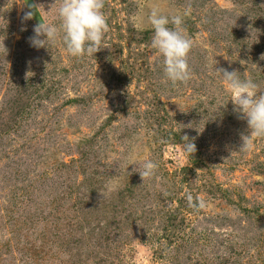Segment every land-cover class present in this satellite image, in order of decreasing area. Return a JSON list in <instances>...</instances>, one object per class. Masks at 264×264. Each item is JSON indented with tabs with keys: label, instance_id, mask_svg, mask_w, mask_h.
Returning <instances> with one entry per match:
<instances>
[{
	"label": "rangeland",
	"instance_id": "obj_1",
	"mask_svg": "<svg viewBox=\"0 0 264 264\" xmlns=\"http://www.w3.org/2000/svg\"><path fill=\"white\" fill-rule=\"evenodd\" d=\"M0 264H264V0H0Z\"/></svg>",
	"mask_w": 264,
	"mask_h": 264
}]
</instances>
